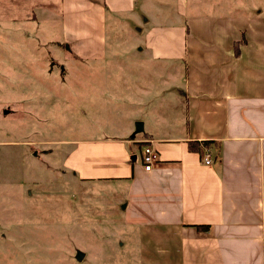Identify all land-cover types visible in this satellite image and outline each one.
Instances as JSON below:
<instances>
[{
  "label": "crops",
  "instance_id": "obj_1",
  "mask_svg": "<svg viewBox=\"0 0 264 264\" xmlns=\"http://www.w3.org/2000/svg\"><path fill=\"white\" fill-rule=\"evenodd\" d=\"M188 2L0 0V19L34 27L42 46L66 48L75 55L71 62L89 67L119 61L113 55L125 47L114 44L110 53L107 20L117 30V21L130 23L124 29L138 35L130 62L146 96L139 103L149 115L138 116L144 131L133 137L127 126L121 137L60 142L66 174L124 191L123 227L134 264H264V17L217 15L214 28L186 22L183 29ZM201 11L188 6L208 17ZM32 43L25 51L41 53L31 57L51 61ZM158 95L164 102L157 106ZM206 141L211 145L201 152L189 148ZM146 147L159 155L150 171Z\"/></svg>",
  "mask_w": 264,
  "mask_h": 264
},
{
  "label": "rangeland",
  "instance_id": "obj_2",
  "mask_svg": "<svg viewBox=\"0 0 264 264\" xmlns=\"http://www.w3.org/2000/svg\"><path fill=\"white\" fill-rule=\"evenodd\" d=\"M188 1L190 9L201 8L208 17L189 13L187 6L183 29L186 22L214 28L217 15L264 17V0ZM1 17L0 264H134L123 227L124 191L114 184L84 185L66 174V150L60 142L121 137L127 126L133 136L138 116L149 115L139 103L146 96L133 82L130 62L138 35L124 29L130 23L117 21V30L107 20L110 53L114 44L125 46L113 55L120 62L107 58V66L89 67L71 62L75 55L66 48L42 46L34 27L26 31L23 24ZM209 17L213 19H205ZM170 23L176 21L171 18ZM6 28L18 32L8 35ZM31 43L52 55L51 61L31 57L41 53L25 51L23 46ZM154 102L158 106L164 99L158 95Z\"/></svg>",
  "mask_w": 264,
  "mask_h": 264
},
{
  "label": "built area",
  "instance_id": "obj_3",
  "mask_svg": "<svg viewBox=\"0 0 264 264\" xmlns=\"http://www.w3.org/2000/svg\"><path fill=\"white\" fill-rule=\"evenodd\" d=\"M159 162L158 153L151 147H146L143 153V163L145 170L150 171L153 167ZM206 164H211L210 155H207L205 158Z\"/></svg>",
  "mask_w": 264,
  "mask_h": 264
},
{
  "label": "trees",
  "instance_id": "obj_4",
  "mask_svg": "<svg viewBox=\"0 0 264 264\" xmlns=\"http://www.w3.org/2000/svg\"><path fill=\"white\" fill-rule=\"evenodd\" d=\"M211 145V142L210 141H206V142H203L202 144L201 143H197V142H190L189 143V148L191 151H197V152H201L202 151V148L201 146H204V147H209Z\"/></svg>",
  "mask_w": 264,
  "mask_h": 264
},
{
  "label": "water",
  "instance_id": "obj_5",
  "mask_svg": "<svg viewBox=\"0 0 264 264\" xmlns=\"http://www.w3.org/2000/svg\"><path fill=\"white\" fill-rule=\"evenodd\" d=\"M8 113H9L8 110L5 111V114H8ZM143 131H144V125H143V123H142V122H138V123L136 124V131H135L133 137H134L136 134L142 133ZM78 260H80V261L82 260V257L80 256V254H79V256H78Z\"/></svg>",
  "mask_w": 264,
  "mask_h": 264
},
{
  "label": "bare ground",
  "instance_id": "obj_6",
  "mask_svg": "<svg viewBox=\"0 0 264 264\" xmlns=\"http://www.w3.org/2000/svg\"><path fill=\"white\" fill-rule=\"evenodd\" d=\"M144 151V150H143Z\"/></svg>",
  "mask_w": 264,
  "mask_h": 264
}]
</instances>
